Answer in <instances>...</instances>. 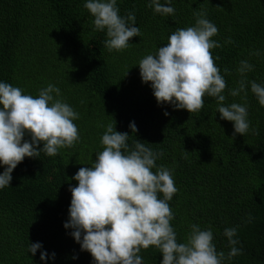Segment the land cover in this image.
<instances>
[{
  "label": "trees",
  "instance_id": "trees-1",
  "mask_svg": "<svg viewBox=\"0 0 264 264\" xmlns=\"http://www.w3.org/2000/svg\"><path fill=\"white\" fill-rule=\"evenodd\" d=\"M85 2L0 0V82L33 96L55 85L59 98L79 113L74 123L80 134L74 147L61 148L56 156L41 152L25 157L11 173L10 186L0 189V264H94L91 253L71 235L74 229L64 224L70 186L78 184L72 177L103 150L101 137L108 124L128 132L129 143L138 139L162 151L157 166L174 169L178 192L169 201L175 215L170 223L178 242H185L191 225L198 224L202 230L211 228L217 251L227 256L224 229L238 226L234 239L242 254L224 264H264V106L250 84L246 100L244 93L229 94L241 79V60L254 65L247 80L264 85V0H172L174 16L154 13L149 0H117L121 16L135 13L142 34L120 52L104 46L106 31L94 30ZM201 9L218 28L212 39L222 47L212 54L219 57L215 64L227 81L224 103L247 104L250 131L245 135H233L234 122L220 119L214 98L205 97L202 111L190 113L158 104L150 82H142L139 61L155 54L177 28L193 26L194 12ZM229 38L232 43H226ZM257 51L259 55L252 54ZM4 168L0 165V173ZM37 242L42 247L33 255L28 248ZM42 251L48 254L45 260ZM140 255L143 264L163 259L154 247Z\"/></svg>",
  "mask_w": 264,
  "mask_h": 264
},
{
  "label": "clouds",
  "instance_id": "clouds-1",
  "mask_svg": "<svg viewBox=\"0 0 264 264\" xmlns=\"http://www.w3.org/2000/svg\"><path fill=\"white\" fill-rule=\"evenodd\" d=\"M171 4L172 0H149L147 6L162 16H174ZM84 8L94 17V30L106 31L104 46L109 52L126 50L131 38L142 35L135 13L121 16L117 0H86ZM194 16L193 26L177 28L155 54L139 61L142 82H150L158 104L168 103L190 113L202 111L205 97L214 98L220 119L234 122L233 135H245L250 131L247 104L224 103L227 81L215 64L219 57L212 54L213 49L222 47L212 39L218 35V28L207 19L205 10L194 12ZM226 43H232L231 38ZM253 70V64L241 60L237 69L241 79L229 94L235 97L244 93L246 100L250 84L251 92L264 106V85L247 80L246 74ZM224 72L231 74L227 68ZM60 95L53 84L33 96L0 82V165L5 166L0 173V189L10 186L11 173L25 157H39L41 152L56 156L61 148L74 147L80 141L74 123L79 113ZM129 127L132 133L138 131L134 122ZM251 131L259 134L256 128ZM130 138L128 132L108 124L101 137L103 150L96 153L90 167L79 168L72 177L78 184L70 186L69 220L64 227L74 229L71 235L82 250L91 253L94 264H143L141 250L149 247L162 253L161 264H224L226 259L242 254L236 247L239 240L234 239L238 226L224 229L230 247L227 256L217 251L211 228L202 230L198 224L191 225L185 242H178L170 223L175 215L169 201L178 192L174 169L157 166L162 151H153L138 139L129 143ZM41 247L39 242L31 243L28 252L35 255ZM47 257L42 251L41 260Z\"/></svg>",
  "mask_w": 264,
  "mask_h": 264
}]
</instances>
